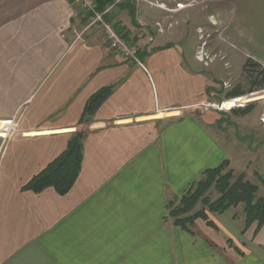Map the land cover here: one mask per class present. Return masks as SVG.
Listing matches in <instances>:
<instances>
[{
  "label": "crops",
  "instance_id": "0c3cea01",
  "mask_svg": "<svg viewBox=\"0 0 264 264\" xmlns=\"http://www.w3.org/2000/svg\"><path fill=\"white\" fill-rule=\"evenodd\" d=\"M156 1L163 6L135 0L136 23L116 8L115 28L140 48L141 65L109 49L78 2L0 0V264H264V226L243 233L241 205L210 212L216 228L197 219L192 232L168 216V202L205 169L225 159L234 167L209 131L202 62L182 49L189 5ZM229 3L264 13V0ZM239 30L262 56L264 42L244 21ZM110 84L80 122L90 96ZM75 131L86 136L72 189H22Z\"/></svg>",
  "mask_w": 264,
  "mask_h": 264
},
{
  "label": "rangeland",
  "instance_id": "374dc122",
  "mask_svg": "<svg viewBox=\"0 0 264 264\" xmlns=\"http://www.w3.org/2000/svg\"><path fill=\"white\" fill-rule=\"evenodd\" d=\"M120 1L122 0H118V2L114 0L108 6L113 5L109 11L114 15L113 23L118 11L120 14L122 12L116 9V4ZM138 1L146 2L150 6L162 5L156 0H136V2ZM230 1L238 2V0L181 1L183 4L188 3L185 4L186 6L189 5L184 12L187 15V21L183 23L184 27H182V49L189 58L193 55L204 58V61H201L206 87V101L203 106L205 112L211 114L212 119L215 120V126H209V131L216 137L221 149L229 154L236 173L244 172L248 179L257 183L259 185L257 195L263 196L264 184L261 180L264 178V124L261 118L264 116V97L259 101L248 103L254 104L255 107L246 115L233 113L231 109L235 107L227 110L222 106L224 101L232 99L225 97L229 90L237 87L247 90L251 87L250 72L244 70L247 58H254L264 65V54L256 55L249 47L254 42H245L244 39L242 41L244 30H239L242 21H244L250 28V32L253 31V36L258 41L264 42V38L259 36V34L264 36V30L258 31L252 23L254 17L259 23H262L264 13L254 14L251 10L244 12V7L236 12L234 6L229 3ZM180 5L174 0L170 7L177 8L178 6L179 8ZM127 15L126 12L125 17ZM168 18L176 21L175 17L168 16ZM122 19L120 22L123 21ZM92 26L99 27L98 29L105 39L103 26L99 23ZM158 27H160L159 30L162 29L160 24ZM139 33L141 39L148 35L144 29ZM156 39L157 42L161 40L158 37ZM263 91L264 89H260L248 94ZM210 194L213 199L218 197L215 189H212ZM258 238L264 242V228L258 234Z\"/></svg>",
  "mask_w": 264,
  "mask_h": 264
},
{
  "label": "trees",
  "instance_id": "16d2710c",
  "mask_svg": "<svg viewBox=\"0 0 264 264\" xmlns=\"http://www.w3.org/2000/svg\"><path fill=\"white\" fill-rule=\"evenodd\" d=\"M72 3L78 0H70ZM96 9L104 11L114 0H95ZM117 8L126 9L134 23H136L135 0H122L116 4ZM86 20L89 14L81 11ZM106 19L112 21L113 12L105 15ZM116 29H123L116 25ZM128 40V38H126ZM244 70L250 72L251 87L247 90L239 87L226 92L227 110L232 108L236 115L250 113L255 105L248 104L259 101L260 93H252L264 89V65L254 58H247ZM115 88L114 84L102 87L93 93L88 99L80 122L92 119L101 105L110 97ZM248 104V105H246ZM246 105V106H244ZM238 106V107H237ZM219 122V121H218ZM85 131L73 132L67 142L66 148L52 160L43 170L34 175L23 187L24 190L41 192L48 187H53L60 195L68 193L82 169L84 158ZM264 184V178L261 180ZM215 189L218 197L213 199L210 191ZM259 185L246 177L244 172L236 173L230 167V161L225 159L218 166L205 169L201 177L195 180L190 188L176 200L168 202V216L173 218L174 224L192 232V226L199 218L216 228L215 222L210 218V212L224 213L232 207L242 206L244 213L243 233L253 224L257 223L255 233L264 226V195L258 196ZM231 243V242H230ZM239 250V249H238ZM241 253V251L239 250Z\"/></svg>",
  "mask_w": 264,
  "mask_h": 264
},
{
  "label": "built area",
  "instance_id": "2783aa9c",
  "mask_svg": "<svg viewBox=\"0 0 264 264\" xmlns=\"http://www.w3.org/2000/svg\"><path fill=\"white\" fill-rule=\"evenodd\" d=\"M78 3L81 7V10H84L90 15L88 19V27L96 23H99L101 26H103L105 30V41L109 49L118 52L119 54L137 62L138 64H143L139 57L140 48L137 45L130 43L123 36V34L116 30L114 23L106 19L105 15L110 11L113 5L107 7L104 11H98L96 9L95 0H78ZM159 24L160 23H158V25ZM197 57L199 60L204 61V58L201 56ZM261 121L264 124V116L261 118Z\"/></svg>",
  "mask_w": 264,
  "mask_h": 264
},
{
  "label": "bare ground",
  "instance_id": "6f19581e",
  "mask_svg": "<svg viewBox=\"0 0 264 264\" xmlns=\"http://www.w3.org/2000/svg\"><path fill=\"white\" fill-rule=\"evenodd\" d=\"M163 6V5H162ZM187 6L185 5V4H181L180 6H179V8H182V9H184V8H186Z\"/></svg>",
  "mask_w": 264,
  "mask_h": 264
}]
</instances>
